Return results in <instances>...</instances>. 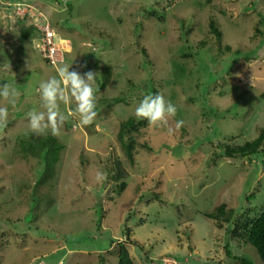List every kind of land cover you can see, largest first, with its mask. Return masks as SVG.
<instances>
[{
    "label": "rangeland",
    "instance_id": "rangeland-1",
    "mask_svg": "<svg viewBox=\"0 0 264 264\" xmlns=\"http://www.w3.org/2000/svg\"><path fill=\"white\" fill-rule=\"evenodd\" d=\"M50 1L0 0V78L19 93L14 106L0 98L9 112L0 126V223L9 235L0 264H117V243L128 232L138 242L127 243L136 264H235V256L260 264L253 247L237 244L227 224L219 228L204 213L225 203L240 222L264 206V154L222 155L224 146L253 140L264 128V0ZM24 11L25 27L44 17L67 40L64 62H44L36 31L17 43ZM212 17L223 33L220 45L206 34ZM182 25L193 28L187 36ZM202 40L210 44L200 52ZM62 64L99 74L97 116L82 126L75 104H61L67 118L60 135L37 136L27 113L43 110L39 85ZM101 67H109L106 77ZM156 93L177 108L169 120L174 131L147 122L130 162L119 126L138 120L135 107ZM229 109L238 116L221 115ZM177 120L183 127L175 129ZM43 137L63 144L51 175L19 145ZM115 159L122 173L112 178Z\"/></svg>",
    "mask_w": 264,
    "mask_h": 264
},
{
    "label": "trees",
    "instance_id": "trees-1",
    "mask_svg": "<svg viewBox=\"0 0 264 264\" xmlns=\"http://www.w3.org/2000/svg\"><path fill=\"white\" fill-rule=\"evenodd\" d=\"M50 2L51 3L54 2L55 4L59 6L63 4L61 0H53ZM65 5H67L66 7H68L66 11L71 13L73 6L69 3H66ZM149 15L154 17L155 13L150 12ZM27 19H28L27 15L17 16V21H19L21 25L19 26L20 28L18 29L19 30L18 33H16L18 34V36H16L17 37L16 41L21 46L29 38L33 37L36 31L35 22L33 19H32V22L28 26L25 27V25H23V22L26 21ZM50 24L54 28L51 22ZM192 29L193 28L185 29V26L182 25L180 34L187 36L188 34L191 33ZM206 34L214 35L219 45L221 44L223 40V33L217 21L213 17L210 19L209 30L206 32ZM138 36H139V33H138V28H137V37ZM207 41L208 40H202L201 42L196 43L198 51L203 52L204 50H207L206 47L210 44ZM137 46L139 50L141 51V53L144 56L148 57L146 48L140 43H138ZM226 49L227 50L229 49V45L226 47ZM200 52L195 53V55L200 54ZM184 54H185L184 56L186 57H189V56L191 57L193 55V53L191 55V52L190 53L185 52ZM42 59L44 60L46 64L53 66L52 64L49 63L47 59H44V58ZM149 64H150V61L145 62L146 66H149ZM99 70L101 71V74L103 75L102 77H106V75L109 73V67L108 68L101 67L99 68ZM103 70H105L107 73H105ZM180 72L181 71H179V77L182 74V73L180 74ZM107 80L108 78L107 79L103 78L101 80L102 87L107 83ZM5 83H7L5 78L0 80V85H3ZM212 89H209V88L206 89L205 101L208 99L210 91H212ZM123 99L124 98L122 97L116 98L114 99L115 100L114 103H118L121 101L123 102L124 101ZM204 103L205 102L201 104H204ZM111 104L113 103H108V105H111ZM231 111H234V110L229 109V110H225L224 112L222 111L221 115L225 116V114H229L233 117L238 116V113L236 112L231 113ZM146 126H147L146 120L138 121V120H135V118L133 117L127 119L126 121L121 122L119 126V131H118V136H117L118 141L120 145L122 146V148L125 150V154L130 162L134 160L135 146L138 142L137 134L141 131L142 128ZM53 139L55 138H52L51 140V139H46L45 137H43V138L35 139L33 141L21 140L19 143V145L21 146V150L24 154L31 155L33 157L40 159L41 163L45 166L44 168L45 171L43 173L47 175L52 174L51 171L53 170L54 163L58 161L60 150L63 147L62 143H59L57 141L54 142ZM223 149L224 150L222 152V155L228 158H238V157L239 158H253V157L259 156L260 154H264V128L259 132L257 137H255L253 140L246 141L243 144H238L235 146L226 145L224 146ZM119 161H120L119 159H115L112 161V168H111L112 173H113L112 178H117L122 173V170L120 169V166L118 165L120 164ZM262 163L264 164V161ZM37 183L43 184L42 179L38 178ZM125 187H126L125 183H122L120 185L119 191H122V189H124ZM204 215L207 218L217 221L219 223L218 224L219 228H223L224 225L221 226L222 223L227 224L230 227L228 231L231 233L232 239L239 245L243 244L246 246L253 247L259 256L261 263L264 264V206L262 207L258 215L254 217L247 216L245 217L246 219L244 218L245 220H242L240 222L239 220L241 219L236 220L237 218H236L234 211L227 210V205L225 203H221L215 208L213 212H206L204 213ZM6 222H9V220ZM7 226L5 225V223H0V251H2L8 243L7 237H9V235L7 233L8 232ZM22 236L25 237V235L23 234ZM131 242L134 244H138L137 241L135 240L132 241L130 232H128L126 233L125 239H123L122 242L117 243V246H116V253H117V259H118L117 264H136L134 258L131 256L128 250V247H127V243H131ZM227 253L228 255H230L229 251H227ZM233 258L235 260V264H254L250 260H247L243 257L240 258V257L235 256Z\"/></svg>",
    "mask_w": 264,
    "mask_h": 264
},
{
    "label": "clouds",
    "instance_id": "clouds-1",
    "mask_svg": "<svg viewBox=\"0 0 264 264\" xmlns=\"http://www.w3.org/2000/svg\"><path fill=\"white\" fill-rule=\"evenodd\" d=\"M16 4L17 8L21 5H25L20 3ZM25 7L28 6L25 5ZM22 13V15H27L28 12L25 11ZM39 16L41 17L43 15H37V18ZM32 19L35 22L36 32L39 34V47L41 36L36 26L37 23L35 18L32 17ZM43 21H47L50 24L49 20L44 17L41 18L40 22ZM54 31L56 33V39L65 47L63 60L55 64L57 65L65 61L66 53L68 51V42L65 39H58L57 31L55 29ZM71 69L72 65H59L56 68V76L40 83L39 92L41 108L43 110H32L27 113L29 118L28 126L33 134L42 136L47 135L50 131L54 136L60 135L61 129L67 118L60 110L61 104H75L74 112L79 117L78 122L80 125L87 126L94 122L97 116L95 92L98 86L97 79L99 74L92 70H88L81 74L80 72ZM18 95L19 93L11 85L7 83L0 85V98L8 104L14 106ZM134 114L138 120H146L149 127L155 126L167 128L169 134L174 131V129L169 126V120L176 116L177 108L171 101L166 100L164 95L160 93L143 95V98L135 107ZM8 116V108L0 107V126L7 124ZM183 125V120H177L175 123V129H179L183 127Z\"/></svg>",
    "mask_w": 264,
    "mask_h": 264
},
{
    "label": "built area",
    "instance_id": "built-area-1",
    "mask_svg": "<svg viewBox=\"0 0 264 264\" xmlns=\"http://www.w3.org/2000/svg\"><path fill=\"white\" fill-rule=\"evenodd\" d=\"M25 12V11H24ZM39 19H36V23ZM41 36L40 52L43 58L47 59L50 64L63 60L65 47L56 39V33L47 21L40 22L36 25Z\"/></svg>",
    "mask_w": 264,
    "mask_h": 264
},
{
    "label": "crops",
    "instance_id": "crops-1",
    "mask_svg": "<svg viewBox=\"0 0 264 264\" xmlns=\"http://www.w3.org/2000/svg\"><path fill=\"white\" fill-rule=\"evenodd\" d=\"M260 264H262V263H260Z\"/></svg>",
    "mask_w": 264,
    "mask_h": 264
}]
</instances>
